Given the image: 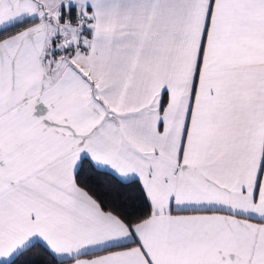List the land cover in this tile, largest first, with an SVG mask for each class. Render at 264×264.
Returning a JSON list of instances; mask_svg holds the SVG:
<instances>
[{
  "label": "snow or ice",
  "instance_id": "obj_1",
  "mask_svg": "<svg viewBox=\"0 0 264 264\" xmlns=\"http://www.w3.org/2000/svg\"><path fill=\"white\" fill-rule=\"evenodd\" d=\"M0 264H264V0H0Z\"/></svg>",
  "mask_w": 264,
  "mask_h": 264
}]
</instances>
